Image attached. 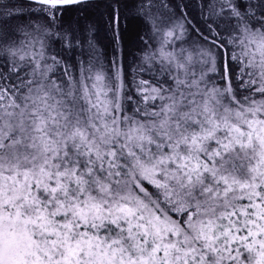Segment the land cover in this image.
<instances>
[{"label":"snow or ice","instance_id":"6c2138e0","mask_svg":"<svg viewBox=\"0 0 264 264\" xmlns=\"http://www.w3.org/2000/svg\"><path fill=\"white\" fill-rule=\"evenodd\" d=\"M0 264H264V0H0Z\"/></svg>","mask_w":264,"mask_h":264}]
</instances>
